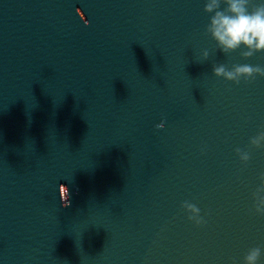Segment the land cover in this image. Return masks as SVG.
<instances>
[{"label": "water", "instance_id": "obj_1", "mask_svg": "<svg viewBox=\"0 0 264 264\" xmlns=\"http://www.w3.org/2000/svg\"><path fill=\"white\" fill-rule=\"evenodd\" d=\"M204 7L0 0V264H244L254 247L264 264V77L213 73L264 51L220 52Z\"/></svg>", "mask_w": 264, "mask_h": 264}, {"label": "clouds", "instance_id": "obj_2", "mask_svg": "<svg viewBox=\"0 0 264 264\" xmlns=\"http://www.w3.org/2000/svg\"><path fill=\"white\" fill-rule=\"evenodd\" d=\"M252 0H205V13L209 14V23L206 26V34L216 42L217 48L223 54H229L241 49V56L250 58L258 52L264 51V2L250 7ZM223 5V7H222ZM246 49V50H243ZM209 52H203L206 60ZM216 77H223L227 81L239 84L241 79L245 82L254 80L257 76L264 77V67L248 64L234 65L228 70L225 65L213 67ZM163 128L164 124L157 125ZM250 144L254 147H264V132L251 138ZM241 162L247 164L250 155L247 151L236 149ZM259 186L252 193V210L258 215H264V173L260 174ZM63 206L69 205L68 189L64 186ZM181 207L189 213L188 220L197 226L206 223L200 215V209L192 203L185 201ZM262 249L254 247L244 257V264H257Z\"/></svg>", "mask_w": 264, "mask_h": 264}]
</instances>
